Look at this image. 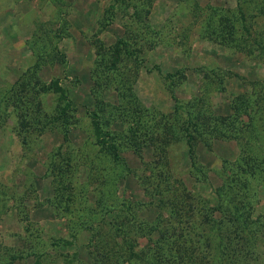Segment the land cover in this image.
<instances>
[{
	"label": "rangeland",
	"instance_id": "374dc122",
	"mask_svg": "<svg viewBox=\"0 0 264 264\" xmlns=\"http://www.w3.org/2000/svg\"><path fill=\"white\" fill-rule=\"evenodd\" d=\"M193 124L217 132L194 164ZM239 152L264 181V0H0V264L243 261L240 242L213 260L201 215H220L212 190ZM249 197L264 221V187ZM252 231L241 264H264V223Z\"/></svg>",
	"mask_w": 264,
	"mask_h": 264
},
{
	"label": "trees",
	"instance_id": "16d2710c",
	"mask_svg": "<svg viewBox=\"0 0 264 264\" xmlns=\"http://www.w3.org/2000/svg\"><path fill=\"white\" fill-rule=\"evenodd\" d=\"M119 44L122 43L124 46L126 45V42L123 41L122 39H118ZM58 83V82H57ZM60 87H58L59 90ZM64 91V90H63ZM63 93V92H62ZM65 96V95H64ZM67 105H71V101L67 100ZM184 108L183 104L182 106L178 105L176 108ZM68 108V107H66ZM63 111V119L65 122H67V115L65 112V108L62 110ZM189 111H186V113L189 115V120L192 121V115L191 113H188ZM92 115L95 116V119L93 118V127L96 132V141L97 143L100 144L102 143V147H105L106 149L113 148L115 149V145L112 142V134L108 129L104 130L101 128L100 124L98 123V120L100 122V117L98 116V113L96 115L95 112H92ZM185 131V136H186V141L188 145V150H189V158L192 160V164H194V161L196 160V154H195V145L197 140L203 139L202 141H205V135L214 133L215 129H209V131H199L198 126L196 124H193L192 129H189V127H185L183 129ZM102 134V136L100 135ZM110 135V136H109ZM225 135V136H224ZM105 136V137H104ZM222 136L229 138V140L233 137L231 133L225 134L224 132L222 133ZM65 138H67V135H64ZM106 137H110L108 140L105 141ZM113 139V138H112ZM104 140V141H101ZM151 140L154 143V145L157 147V145L164 146L161 147L162 152L167 151V143H168V137L165 135L164 139L161 138L159 134H154L151 135ZM143 142V141H142ZM149 142V141H148ZM145 142L142 143V147L144 146ZM206 145V143H203ZM247 152H245V155H243L242 152H239V154L232 159L230 162H226V160H223V165L227 163V166L224 167L223 169V174L221 175L222 183L218 186H215L212 190V194H214L215 197V204L213 205V210L219 212V216L214 215V213H206V211L202 212L201 215H204V218L212 222V225H209L211 230L215 232L216 234V241L214 242V245L208 240L206 244L207 249L211 250V256L213 260L217 263L218 261L220 262L221 259L223 260V252L226 250L225 246L228 242V244H236V243H242L241 245L244 246L242 247V250H239L237 254L243 255L246 258H248V252L245 251L246 247L249 246L250 251H253V247L255 245V242L257 241V235L255 234L254 231H252V226H258V224L264 223V221L261 219V217L256 218L253 217V210H254V205L252 199L249 197L250 193L253 191H257L260 188L264 187V181H260L259 179L256 178V167L258 164V158L251 156V157H246ZM159 157L162 158L161 154H159ZM225 170H228L225 172ZM219 173V172H218ZM221 173H219L220 176ZM264 180V179H263ZM231 182V183H230ZM191 193L187 194L186 196V203H184V206L188 208L189 213L192 215H195L197 212H200V210L196 207V202L198 200H195L194 197H191ZM125 204V203H124ZM206 213V214H205ZM224 213L227 215V219L224 216ZM118 217V215H117ZM191 217L189 216L186 218L187 222H191ZM101 221V220H100ZM100 226V223L97 222ZM111 226L118 228V223L117 220L115 219L113 225L108 222ZM88 225H85V222L83 223L82 230L86 228L87 231H93L96 232V226L92 225L91 223H87ZM191 226H194V222L190 223ZM116 230V229H114ZM179 232V231H178ZM163 239V243L165 240L168 241V238L170 237L167 232L165 233L164 231L160 233ZM179 235V234H178ZM214 235V236H215ZM230 241V242H229ZM55 242L52 243V245ZM127 249L132 256H137L140 257L139 254L135 253V245H134V240L132 237H130L127 241ZM212 245V246H211ZM119 252H121V248L124 247L123 245L117 244ZM211 246V247H210ZM244 249V250H243ZM39 250V257L42 255H45L47 253V250L44 249L40 252ZM117 251V250H116ZM233 251H230V255H232ZM91 254V252H90ZM122 254V252L120 253ZM48 256V255H47ZM171 253L167 255L165 253V257L172 259ZM15 256H12L11 259H15ZM245 259L243 261L240 260H234L231 262L233 264H241L245 263ZM93 261H95V264H98L97 262L102 261L98 260L97 256L94 254ZM104 262V261H103ZM102 264V263H100ZM105 264V263H104ZM121 264V263H119Z\"/></svg>",
	"mask_w": 264,
	"mask_h": 264
}]
</instances>
